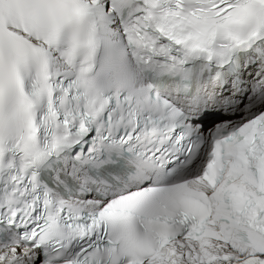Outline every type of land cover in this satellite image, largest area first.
Returning <instances> with one entry per match:
<instances>
[{
  "label": "snow or ice",
  "instance_id": "obj_1",
  "mask_svg": "<svg viewBox=\"0 0 264 264\" xmlns=\"http://www.w3.org/2000/svg\"><path fill=\"white\" fill-rule=\"evenodd\" d=\"M0 264H264V0H0Z\"/></svg>",
  "mask_w": 264,
  "mask_h": 264
},
{
  "label": "bare ground",
  "instance_id": "obj_2",
  "mask_svg": "<svg viewBox=\"0 0 264 264\" xmlns=\"http://www.w3.org/2000/svg\"><path fill=\"white\" fill-rule=\"evenodd\" d=\"M218 119V118H217ZM216 119L215 118H210L209 119V122H214ZM206 123H204V125H205Z\"/></svg>",
  "mask_w": 264,
  "mask_h": 264
},
{
  "label": "rangeland",
  "instance_id": "obj_3",
  "mask_svg": "<svg viewBox=\"0 0 264 264\" xmlns=\"http://www.w3.org/2000/svg\"><path fill=\"white\" fill-rule=\"evenodd\" d=\"M215 123H216V121H215V122H213L211 125H209V127H210V126H213Z\"/></svg>",
  "mask_w": 264,
  "mask_h": 264
}]
</instances>
